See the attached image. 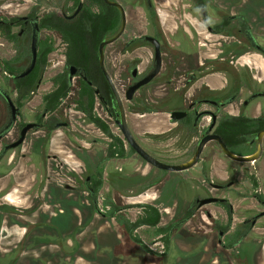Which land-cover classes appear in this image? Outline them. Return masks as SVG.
<instances>
[{"label":"flooded vegetation","instance_id":"af4514ba","mask_svg":"<svg viewBox=\"0 0 264 264\" xmlns=\"http://www.w3.org/2000/svg\"><path fill=\"white\" fill-rule=\"evenodd\" d=\"M261 1L0 0V180L33 175L57 206L41 224L113 222L135 264H264Z\"/></svg>","mask_w":264,"mask_h":264},{"label":"rangeland","instance_id":"374dc122","mask_svg":"<svg viewBox=\"0 0 264 264\" xmlns=\"http://www.w3.org/2000/svg\"><path fill=\"white\" fill-rule=\"evenodd\" d=\"M260 4L257 8L264 12V1ZM15 164L16 161L9 162L10 167ZM16 170L25 169L18 165ZM19 176L11 174L0 180V190L7 193L0 204L9 208L3 212L4 208L0 206V264H135L129 255L120 254L113 222L99 220L87 207L78 211L65 208L59 216L78 218L80 224L76 220L69 221L67 226H61L62 229L59 225L41 224L39 219L42 217L55 218L54 198L33 187L34 184L29 182L33 175ZM22 177L28 180L22 181ZM65 213L70 216H63ZM61 243L65 244L64 250ZM129 248L135 250L132 245ZM61 250L63 254H60ZM119 258L121 262L116 263ZM138 258L139 264L182 263L178 259L173 262V259Z\"/></svg>","mask_w":264,"mask_h":264},{"label":"trees","instance_id":"16d2710c","mask_svg":"<svg viewBox=\"0 0 264 264\" xmlns=\"http://www.w3.org/2000/svg\"><path fill=\"white\" fill-rule=\"evenodd\" d=\"M95 2L97 0H94ZM75 26H82V22L80 21L79 23H75ZM87 36L84 33H78V32H73L71 34H63V37L65 40H67V42L72 43L74 45L75 50L81 48L83 46V43L85 41H87ZM90 36V40H92V37L95 38V41L97 42L99 35L95 34V35H89ZM78 44H80L78 46ZM79 49V50H81ZM89 51H92V49H90ZM77 54L73 55V58H69V61H71L72 63H77ZM92 120L98 125L99 121L96 118H92ZM159 222V215L156 209L146 206V210H145V217L144 220L142 221L143 224H149L150 226H155L157 223ZM127 231L130 233V230L128 227H126Z\"/></svg>","mask_w":264,"mask_h":264},{"label":"water","instance_id":"95a60500","mask_svg":"<svg viewBox=\"0 0 264 264\" xmlns=\"http://www.w3.org/2000/svg\"><path fill=\"white\" fill-rule=\"evenodd\" d=\"M112 5H114L115 7H117V8L120 10L121 15H122V29H121V31H120V32L116 35V37H115V38H118V37L120 36L122 30H123V26H124L125 18H124L123 9L121 8V6H119L118 4H115V3L112 4ZM100 52H101V51H100ZM100 62H101V57H100ZM158 67H159V60L156 62V64H155V69H154V71L150 74V76L148 77V79H149L150 77H152V76L157 72ZM146 80H147V79H146ZM108 81H109V79H108ZM109 83H110V86H111L113 92L115 93L114 88H113V86L111 85V82H110V81H109ZM141 83H142V82H141ZM141 83H139V84H141ZM139 84H138V85H139ZM138 85H135L132 89H135ZM123 131H124L125 137L127 138V141H128V142L130 143V145L135 149L136 153H137L138 155H140L143 159H145L146 161H148L149 163H152L151 158L148 157L143 151H141V150L139 149V147H137V145L131 140V138L129 137V135L126 133V131H125L124 128H123ZM229 156H231V155H229ZM232 158H235V157L232 156ZM236 159H237V160H240V161H248V160H251L250 158H236ZM193 164H194V159H193L191 162L187 163L186 165H183V166H181V167H178L177 170L186 169V168H188V167H191Z\"/></svg>","mask_w":264,"mask_h":264}]
</instances>
